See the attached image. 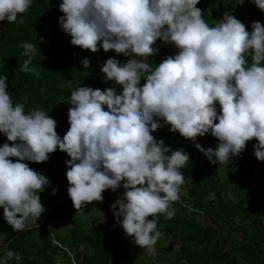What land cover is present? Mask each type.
I'll return each instance as SVG.
<instances>
[{"label": "clouds", "instance_id": "9594fccd", "mask_svg": "<svg viewBox=\"0 0 264 264\" xmlns=\"http://www.w3.org/2000/svg\"><path fill=\"white\" fill-rule=\"evenodd\" d=\"M252 2L264 11V0ZM199 3H59L63 15L58 24L71 37L72 45L95 54L102 47L105 52L114 50L130 58L122 63L109 57L103 64L98 57L103 78L121 86L122 91L78 86L67 101L71 105L70 127L62 138L56 120L47 112H25L23 103L14 105L8 78L0 77V133L11 142L0 145V208L13 231H24L46 211L39 193L49 185V179L24 161L47 162L57 148L70 157L65 161V175L75 209L103 202L105 190L124 189L123 198L111 205L112 213L125 235L140 248L154 247L161 238L159 214L173 218V204L185 183L181 169L190 160L183 148L173 150L152 132L168 125L171 132L178 131L193 142L210 133L218 141L215 148L200 143L195 147L218 165H228L255 139L252 154L257 160L248 162H264V24L253 21L249 31L225 11L210 27L197 7ZM31 4L32 0H0V21L23 24V14ZM158 39L178 51L153 68L147 61L159 53L154 47ZM20 47L21 55L27 57L20 71L38 77L39 70L31 66L36 45L22 43ZM82 64L87 69L89 58ZM142 78L146 81L143 85ZM13 157L18 159L14 162ZM56 192L53 189L50 194ZM12 259L20 261L22 255L8 250L0 264Z\"/></svg>", "mask_w": 264, "mask_h": 264}, {"label": "trees", "instance_id": "16d2710c", "mask_svg": "<svg viewBox=\"0 0 264 264\" xmlns=\"http://www.w3.org/2000/svg\"><path fill=\"white\" fill-rule=\"evenodd\" d=\"M61 2L32 0L30 8L23 14V24L0 21V77L8 78L13 104L23 103L25 112L44 110L56 120L57 128L65 123L69 125L68 108L71 105L67 101L78 86L101 90L116 87L122 91L121 86L103 78L102 64L99 63V59L104 61L103 55L115 57L122 63L130 58L116 54L114 50L105 52L102 47L96 55L72 45L71 37L58 24V18L63 15L59 11ZM197 7L203 10L202 17L210 27L222 19L225 11L243 22L249 31L251 21L264 24V11L258 9L252 0L243 3L240 0H200ZM40 37L44 40L41 41ZM22 43H34L37 47L31 66L39 70L38 77L20 71L27 59L21 55ZM154 47L159 48V53L147 61L153 68L166 56L178 51L174 45L159 39ZM95 56L99 59L95 58L94 70L91 61ZM84 58L90 60L87 69L82 64ZM246 59L250 65L251 54ZM145 82L142 78L140 83ZM5 142H8L6 136L0 133V145ZM171 148H183L190 160L181 169L185 183L180 198L173 204V218L168 220L164 214L156 217L157 229L169 240L156 258L142 257V248L125 235L113 215L108 222L97 226H63L60 222L63 214L52 211L54 208L44 200V190L39 195L46 211L37 223H29L22 232L12 230L4 221L3 208H0V259L11 250L20 253L22 260L12 259L8 264H68L71 259L74 264H264V162L239 164L237 172L223 176L222 172L209 168V161H201V151H196L188 139L181 138ZM49 156L47 162H24L52 178L61 170L59 163L63 157H70L58 148ZM11 159L15 162L18 158ZM245 165L248 168L242 171ZM67 168H64L65 172ZM253 169L258 175L247 176ZM123 192L122 187L116 191L105 190L103 202L93 201L84 208L105 209L118 198H123ZM201 214L210 222L199 220ZM53 218L57 219L52 222ZM132 244L135 248L131 252ZM176 244H179L178 248Z\"/></svg>", "mask_w": 264, "mask_h": 264}, {"label": "rangeland", "instance_id": "374dc122", "mask_svg": "<svg viewBox=\"0 0 264 264\" xmlns=\"http://www.w3.org/2000/svg\"><path fill=\"white\" fill-rule=\"evenodd\" d=\"M253 21H251L250 23L252 24ZM249 23V21H248ZM93 53V52H92ZM175 54V53H174ZM173 54V55H174ZM96 59H98L97 56L94 57V60L91 61V65L92 67L96 68ZM104 59V61H106L108 59V56L106 55H103L102 57ZM104 61H102V63L104 64ZM217 104V110L219 109L218 107L219 106V103L216 102ZM59 125V123H58ZM59 128H56V131L58 132V134L61 136V138L63 137V135L68 131L70 125H66L63 124V125H60L58 126ZM170 126L166 125L160 129H158L157 131L155 132H152L151 134L152 135H155V137L159 140V139H163L164 143L166 146H170L172 147L173 144H176L178 142V140H181V138L183 139L184 137H182L179 132H171L169 130ZM62 129V130H60ZM161 130H163L164 132L161 133ZM169 133V134H168ZM163 134H165L166 136H164ZM163 135V136H162ZM211 135L210 133L209 134H206L205 136H202V137H198L197 140L195 142H193L192 140L188 139V143L191 144L194 148L195 147V143H200L199 141L204 140V142L207 140L208 142L206 143V146L207 147H213V144L210 145L212 142V137L210 139ZM247 146L249 148H252L253 147V140L247 142ZM197 149V148H196ZM201 155V154H200ZM199 155V157H200ZM239 158H241L242 160H244V157L242 156H238ZM204 160L206 159L205 156L202 157ZM65 160L66 158L63 157V159L61 160V162L59 163L60 164V168L61 166L63 167L64 163H65ZM248 161H251L248 160ZM248 161H245L244 163L248 162ZM243 164V163H242ZM211 166L209 168H211L212 170H217L219 172H222L224 175L223 176H227V175H230L231 172L235 171L237 172V170L239 168L238 165L236 163V165H231V166H226L225 164H221V165H218V164H210ZM68 166V165H67ZM248 168L247 165H245L243 167V169H241L242 171H246ZM237 169V170H236ZM258 171L256 169H253L247 176H254L256 177L258 175L257 173ZM65 173H58L52 177H57L59 178L58 180L55 178H53L54 180V183L52 184L50 181H49V187L51 188V190L49 189H45V196H44V200L51 206L53 207L54 209L52 211H55V213H58L60 212L61 215H62V219H61V224L63 223V226L66 227V225H76V226H83V227H89V226H97L99 224H105L106 222L109 221V219L111 218V216L113 215L112 213V209H111V205L113 203H110L109 207L105 208V209H94L92 206H88L87 208H82V209H75L74 206H72V201L70 199V197L68 196V187H69V184H68V181L66 179V175H64ZM49 179V178H48ZM53 189H57V192L55 195H51L50 193H52V190ZM185 192V191H183ZM182 194V193H180ZM69 198V200H67ZM122 199V198H121ZM53 213V212H52ZM51 213V214H52ZM122 219V217H121ZM199 220H201L202 222L204 223H209L210 221L203 215L201 214L199 217H198ZM50 221V220H49ZM62 226V225H61ZM64 227V228H65ZM162 233V232H161ZM168 239L165 237L164 233H162V236L161 238L157 241L156 245L154 247H151V248H142L141 249V255L142 257L144 256H152L153 258H156L160 252L162 251L163 248H165L167 245H168ZM176 248L179 247V244H176L175 245ZM229 248V245L227 246ZM135 246L134 244L131 245V252L132 250H134ZM75 253V251L73 252ZM172 257V256H170ZM74 260L71 259L70 262L68 264H74Z\"/></svg>", "mask_w": 264, "mask_h": 264}, {"label": "crops", "instance_id": "0c3cea01", "mask_svg": "<svg viewBox=\"0 0 264 264\" xmlns=\"http://www.w3.org/2000/svg\"><path fill=\"white\" fill-rule=\"evenodd\" d=\"M99 75V74H98ZM99 77H100V75H99ZM117 92L119 93L120 91L119 90H117ZM219 108V107H218ZM160 129V128H159ZM162 132H164L163 130H161V133ZM169 134V133H168ZM212 137V136H211ZM211 137H210V139H211ZM204 140L205 139H203V140H201V141H199L200 142V144L204 147V148H208L207 146H206V143L208 142L207 140L204 142ZM212 141V143L210 144V145H212L214 142H218L217 140H216V138H214V137H212V139H211ZM256 143V140L255 139H253V146H254V144ZM173 145H175V144H173ZM211 147V146H210ZM198 149H196V151H197ZM253 151H254V147H252V148H249L248 146H246V150H244L241 154H240V156H242V157H244V161H248V160H257L255 157H254V155L252 154L253 153ZM205 155L201 152V155H200V159H201V161H203V162H207V161H209L208 159H207V157L205 156V160L202 158V157H204ZM69 158H66V160H68ZM65 160V161H66ZM232 162H234V161H230V163L228 164V165H226V166H231V163ZM211 164V163H210ZM64 166L62 167L61 166V170L58 172V173H66L65 171H64V168L67 166L65 163L63 164ZM211 166V165H210ZM57 174V173H56ZM55 174V175H56ZM65 175V174H64ZM55 178V180L57 179H59V178H57V177H54ZM49 181L53 184L54 183V180H53V177L52 178H49ZM46 189H49V190H51V188L49 187V186H47L46 187ZM122 198V197H121ZM67 200H69V198L67 199ZM73 206V205H72ZM109 207V206H108ZM64 214V213H63ZM58 218V217H57ZM57 218H53L51 221L53 222V220H56Z\"/></svg>", "mask_w": 264, "mask_h": 264}, {"label": "built area", "instance_id": "2783aa9c", "mask_svg": "<svg viewBox=\"0 0 264 264\" xmlns=\"http://www.w3.org/2000/svg\"><path fill=\"white\" fill-rule=\"evenodd\" d=\"M216 145H217V143H214L213 148H215ZM231 161H234V162L237 163V164H242V163L245 162L244 160H242V159L239 158V157H234Z\"/></svg>", "mask_w": 264, "mask_h": 264}]
</instances>
